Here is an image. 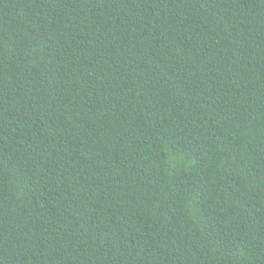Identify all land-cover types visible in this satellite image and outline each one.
<instances>
[{
	"label": "trees",
	"instance_id": "1",
	"mask_svg": "<svg viewBox=\"0 0 264 264\" xmlns=\"http://www.w3.org/2000/svg\"><path fill=\"white\" fill-rule=\"evenodd\" d=\"M0 264H264V0H0Z\"/></svg>",
	"mask_w": 264,
	"mask_h": 264
}]
</instances>
